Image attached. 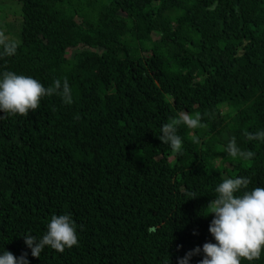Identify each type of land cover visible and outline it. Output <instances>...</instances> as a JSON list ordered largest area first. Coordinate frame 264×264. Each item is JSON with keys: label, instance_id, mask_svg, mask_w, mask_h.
Segmentation results:
<instances>
[{"label": "trees", "instance_id": "trees-1", "mask_svg": "<svg viewBox=\"0 0 264 264\" xmlns=\"http://www.w3.org/2000/svg\"><path fill=\"white\" fill-rule=\"evenodd\" d=\"M0 35L18 39L0 71L45 88L66 78L73 95L0 119V251L30 264H177L215 242L201 214L217 184L264 187V142L245 135L264 130V0H0ZM180 112L204 127L178 126L176 153L158 136ZM226 136L254 157L227 156ZM53 214L71 216L78 244L32 257L22 235L41 237Z\"/></svg>", "mask_w": 264, "mask_h": 264}, {"label": "clouds", "instance_id": "clouds-1", "mask_svg": "<svg viewBox=\"0 0 264 264\" xmlns=\"http://www.w3.org/2000/svg\"><path fill=\"white\" fill-rule=\"evenodd\" d=\"M16 49L15 40L0 35V58L15 55ZM53 94L58 95L63 104L73 102L72 89L66 78L63 81L56 79L45 88L32 76L10 70L0 71V119L27 115L37 109L43 97ZM181 124L188 129L204 127L198 113L188 112H180L170 122L162 124L158 138L176 153L182 152V138L177 134ZM245 135L249 140L264 142V130L246 132ZM192 141L200 142L195 135ZM224 151L234 161L250 160L255 155L252 151L242 150L235 138L228 136L225 137ZM249 183L247 177L237 176L223 179L215 186V196L201 214H212L208 230L215 242H205L202 247L188 251L178 258L177 264H190L193 256L201 254L198 264H242V260L251 264L260 258L264 251V187L249 189ZM22 236L32 257H40L46 247L63 252L78 244L75 222L69 214H53L46 224L45 233L39 238L29 233ZM27 257L28 253L16 257L4 248L0 251V264H30Z\"/></svg>", "mask_w": 264, "mask_h": 264}, {"label": "rangeland", "instance_id": "rangeland-1", "mask_svg": "<svg viewBox=\"0 0 264 264\" xmlns=\"http://www.w3.org/2000/svg\"><path fill=\"white\" fill-rule=\"evenodd\" d=\"M12 8H13V11H19L18 10V6H16L15 4H13V6H12ZM12 15H13V17H16L17 15H14L13 14V12H12ZM10 17L12 18V16L10 15ZM9 19H7V21H8ZM13 40H15L16 42H18V39L17 38H14Z\"/></svg>", "mask_w": 264, "mask_h": 264}]
</instances>
